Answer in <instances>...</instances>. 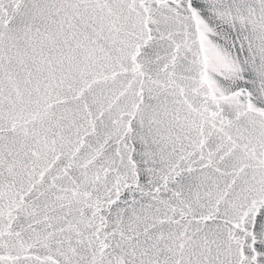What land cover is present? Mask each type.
<instances>
[{
  "label": "snow or ice",
  "instance_id": "6c2138e0",
  "mask_svg": "<svg viewBox=\"0 0 264 264\" xmlns=\"http://www.w3.org/2000/svg\"><path fill=\"white\" fill-rule=\"evenodd\" d=\"M0 264H264V0H0Z\"/></svg>",
  "mask_w": 264,
  "mask_h": 264
}]
</instances>
